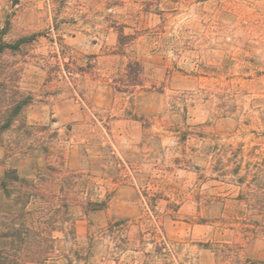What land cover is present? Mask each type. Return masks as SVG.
<instances>
[{
    "label": "rangeland",
    "instance_id": "374dc122",
    "mask_svg": "<svg viewBox=\"0 0 264 264\" xmlns=\"http://www.w3.org/2000/svg\"><path fill=\"white\" fill-rule=\"evenodd\" d=\"M0 29L32 38L3 61L35 147L112 197L77 221L89 264H264V0H0Z\"/></svg>",
    "mask_w": 264,
    "mask_h": 264
},
{
    "label": "trees",
    "instance_id": "16d2710c",
    "mask_svg": "<svg viewBox=\"0 0 264 264\" xmlns=\"http://www.w3.org/2000/svg\"><path fill=\"white\" fill-rule=\"evenodd\" d=\"M114 28L119 43L126 44L128 36L123 29ZM2 38L0 29V146L5 149L8 165L0 175V264H89L91 247L83 244L77 221L80 215L107 208L112 197L100 199L91 177L69 168L63 152L56 147L47 143L35 147L36 133L46 128L26 121L33 94L20 89L19 70L6 67L3 61L6 52L19 51L32 38H21L13 44ZM235 173L236 169H223L218 172L219 181L225 183L229 174L231 179L227 181H235ZM251 175L255 178V173ZM256 185L249 182V192L237 199L248 206L249 218L261 212L260 202L254 199ZM220 203L224 215L227 199Z\"/></svg>",
    "mask_w": 264,
    "mask_h": 264
}]
</instances>
